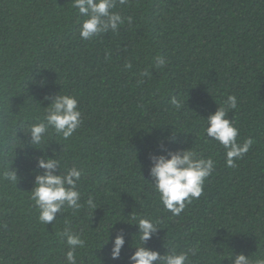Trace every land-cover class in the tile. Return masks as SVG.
<instances>
[{"label": "trees", "instance_id": "16d2710c", "mask_svg": "<svg viewBox=\"0 0 264 264\" xmlns=\"http://www.w3.org/2000/svg\"><path fill=\"white\" fill-rule=\"evenodd\" d=\"M113 11L125 23L83 41L71 0H0V264H66L65 228L85 240L77 264H128L141 244L134 216L158 222L145 246L161 255L191 250L190 264H231L242 253L255 264L264 258V0H127ZM56 94L77 98L82 124L34 149L27 127ZM229 95L238 143L253 141L235 168L202 131ZM159 144L216 162L201 197L175 217L149 184ZM52 154L61 172L82 170V207L44 225L30 191L36 159ZM8 169L17 184L3 178ZM120 230L125 245L111 260Z\"/></svg>", "mask_w": 264, "mask_h": 264}, {"label": "clouds", "instance_id": "9594fccd", "mask_svg": "<svg viewBox=\"0 0 264 264\" xmlns=\"http://www.w3.org/2000/svg\"><path fill=\"white\" fill-rule=\"evenodd\" d=\"M117 3L125 4L127 0H71V7L77 11L78 16L84 18L79 27L80 39L90 41L109 31L115 33L118 27L125 23L124 18L113 11ZM128 21L130 23L131 18H128ZM156 63L163 67L165 61L157 56ZM126 67L132 66L129 64ZM141 75L148 76L149 72L146 70ZM44 100L50 103L45 107L41 122L29 125L25 134L29 137L28 144L34 149L44 143L51 133L64 140L69 139L82 124V113L75 96L56 94L45 96ZM170 102L177 110L184 106L175 97ZM236 108V96L229 95L213 114L208 115L206 119L202 118L206 122L203 134L223 148L224 165L228 168H235V161L242 159L253 144L251 139H245L243 143L237 141L239 129L227 118L228 113ZM158 150L160 154L148 156L149 176L152 181L149 184L158 194L163 208L172 216H179L186 204L201 197L205 180L213 174L216 162L211 157L198 156L191 148L172 151L164 144H159ZM36 167L40 171L34 175L30 199L38 211L40 223H52L57 219V214L62 213L65 208L82 207L79 191L83 175L81 169L73 166L61 172V161L53 154L52 158L44 155L37 158ZM2 175L9 183L17 184V170H5ZM86 203L93 210L98 208L93 197H89ZM133 219L137 220L134 225L137 227L141 244L135 247L133 254L128 257V264H190V255H195L194 251L178 253L173 249L161 255L146 247V242L160 230L158 222L146 217L137 219L134 216ZM60 235L64 237L68 248L65 253L66 264H77L76 250L85 246V240L69 228H65ZM108 243L109 232L104 245ZM111 245L109 258L120 259L121 250L125 245L123 230L118 231L112 238ZM230 261L231 264H252L249 257L242 253L234 257L231 255ZM255 264H264V258L256 259Z\"/></svg>", "mask_w": 264, "mask_h": 264}]
</instances>
